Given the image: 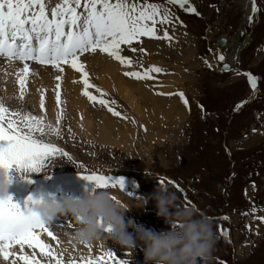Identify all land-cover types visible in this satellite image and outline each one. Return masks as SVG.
<instances>
[{
  "label": "rangeland",
  "instance_id": "374dc122",
  "mask_svg": "<svg viewBox=\"0 0 264 264\" xmlns=\"http://www.w3.org/2000/svg\"><path fill=\"white\" fill-rule=\"evenodd\" d=\"M257 1L259 11L253 14L251 1L244 7L238 0H190L200 13L190 15L178 5L167 4L166 0H149L169 9L178 20L171 25H157V35L162 36L163 29H167L169 36L173 37L171 41L141 37L133 47L142 48L143 52H133L128 46H121L124 49L122 54L135 62L137 72L143 73L151 66L164 70L151 73L153 79L149 80H132V77L125 76L126 71H132L131 66L118 72L125 79V85L134 91L143 117L118 94L104 88H95L94 91V87L101 86L98 77L89 72V66L85 71L89 82L94 80L93 95L107 100L110 107L121 113L120 117L113 116L107 107L96 101L86 102L84 111L76 103L71 105L72 100H77L74 93L80 81L76 73L57 81V74L51 72L52 91L45 94L39 77L47 73L38 70V89L34 85L26 86L21 100L20 86L6 80V73L0 72V101L10 110L43 116L45 123L59 128L61 136L50 135L47 142L67 152L74 161L54 157L46 162L44 171L31 174L17 170L13 165L9 177L19 184L12 181L11 184L27 186L21 191L20 199L13 202L22 205L21 200L27 201L29 196L35 198L37 193L50 196L43 190L54 192L55 200L67 196L82 198L85 192L92 194L95 185L81 179L80 175L95 171L111 176L112 180L122 179L124 191L132 193L130 197L119 188L106 189L124 206L132 208L125 213V223H132V228L128 229L130 234L135 235L139 230L167 233L173 231V227L157 217L154 201L149 200L143 209L136 208L139 198L153 193L163 178L166 187L180 197L177 204L181 209L184 207L183 196L176 186L191 196L198 210L194 212L197 217L213 218L210 222L217 243L207 264H219V261L225 264H264V222L254 218L264 210V110H261L264 107V0ZM250 16L253 17L251 23ZM220 39L226 40L224 46L218 45ZM217 52L223 53L230 62L236 61L233 71L222 74L218 71ZM202 58H206L212 67H206ZM235 72H250L261 79L255 100L247 78ZM103 76L106 75L99 78ZM168 80L175 86H171ZM158 82H162L163 87H159ZM57 83L60 84L59 107L56 103ZM166 87H170L171 97L161 95L160 88ZM14 88L19 90L13 91ZM4 89H10L7 98L3 97ZM180 92L189 102L187 107L177 95ZM41 95L45 97L43 110L40 108ZM243 100L249 101L246 108L233 113ZM53 107L58 108L53 111ZM58 113L62 116L59 123ZM231 115L233 119H230ZM258 120L259 125L252 127ZM119 131H124V135ZM105 132L111 133L118 143H102ZM242 133L248 136L241 139ZM223 147L230 150V156ZM231 170L239 176L232 183L226 179ZM24 175H30L32 182L23 179ZM65 181L69 182L58 187ZM247 181H254L255 189ZM67 184L71 190L63 193L61 189ZM9 194L13 193L9 191ZM252 208L256 209L255 213ZM229 215L231 222L223 219ZM68 221H71L69 226L61 227ZM75 227L76 222L71 217L57 216L49 227L56 239L46 233L41 236L57 258H62L63 264L70 261L84 264L81 258L103 256L107 251L113 252L119 260H128L129 264H144L142 246L137 245L134 251H124L105 240L81 244L72 238ZM221 228L228 230L227 237L221 236ZM25 250L28 252L27 247ZM32 253L40 264H55L51 257L42 256L39 249H33Z\"/></svg>",
  "mask_w": 264,
  "mask_h": 264
},
{
  "label": "snow or ice",
  "instance_id": "6c2138e0",
  "mask_svg": "<svg viewBox=\"0 0 264 264\" xmlns=\"http://www.w3.org/2000/svg\"><path fill=\"white\" fill-rule=\"evenodd\" d=\"M166 2L169 5H178L185 12L200 15L191 5L190 0H166ZM251 3L253 14L258 13L256 0H251ZM174 20L178 18L169 9L157 3H151L149 0H0V58L6 59L10 64L14 61L22 63L23 67L17 73L21 100L24 98L30 74L28 61L41 65L50 64L58 72H63L62 65L67 64L82 73L84 85L82 95L89 101H96L107 107L113 116L120 117L121 113L110 107L107 100L98 98L88 91L94 85L90 84L85 65L80 58L86 53L94 54L99 50L119 61L121 65L131 66L133 61L121 54L124 51L121 46L126 45L133 52H143L142 48L133 47V43L140 42L141 37L171 41L173 37L169 36L167 29H163L162 36L157 35V25H171ZM252 20L253 17L250 16L249 23ZM243 34L242 32L241 35ZM224 43L226 42L221 41L222 45ZM209 51L212 50L209 49ZM215 56L222 72L233 71L225 62L223 53L217 52ZM202 59L206 67H212L206 58ZM163 71L160 67L151 66L143 73L130 71L125 72L124 75L137 80H149L153 79L151 73ZM234 74L244 75L247 78L255 98L260 91L261 79L250 72ZM55 79L60 81L62 77L57 75ZM56 89V103L59 107L61 104L59 83ZM96 91L100 92V89ZM103 95L101 93V96ZM177 95L187 107L189 102L184 93L180 92ZM112 103L114 104L115 101ZM44 107L45 102L41 95L40 108L43 110ZM242 107L243 104L237 105L235 110L238 111ZM60 119L62 116L58 113L57 123ZM253 131L256 130L253 128ZM50 135L60 137L61 133L59 128H53L51 124L45 123V117L27 111L10 110L3 101H0V168L10 171L15 165L17 170L31 174L44 171L46 162L54 157L73 161L67 152L47 142ZM80 178L94 183L93 193L98 189L119 188L132 197V193L124 191L122 179L112 180L111 176L95 171L80 175ZM26 180L29 183L32 182L30 178ZM159 184L166 187L163 178ZM176 187L183 196L182 210L197 212L195 205L187 199L184 190ZM33 203V197L29 196L22 210L10 196L0 199V259L8 262L10 257L17 255L13 250L18 246L20 253H24L26 247L39 249L42 256L51 257L55 264H63L62 258L58 259L51 246L41 239L42 233H47L53 239L56 237L47 222L29 212ZM261 211L262 214L254 218L264 222V210ZM252 212L255 213L256 209L252 208ZM244 214L246 213H242ZM205 218L209 221L213 219ZM223 219L229 218L225 216ZM70 223L71 221H68L61 227H67ZM174 229L175 226H173ZM220 231L222 237H227V229L221 228ZM17 258L23 261V264H40V261L35 259V255L29 257L21 254ZM81 260L84 264H129L128 260L117 259L111 251L105 252L103 256H92L86 260L81 258ZM11 264H16V259H13ZM69 264H75V262L70 261ZM219 264H225V262L219 261Z\"/></svg>",
  "mask_w": 264,
  "mask_h": 264
},
{
  "label": "clouds",
  "instance_id": "9594fccd",
  "mask_svg": "<svg viewBox=\"0 0 264 264\" xmlns=\"http://www.w3.org/2000/svg\"><path fill=\"white\" fill-rule=\"evenodd\" d=\"M10 184L9 171L0 168V199L8 196ZM113 197L111 192L98 189L92 194L85 192L83 198L67 196L59 202H50L37 193L29 212L47 223L57 216L71 217L76 222L72 238L81 244L105 240L124 251H134L140 245L144 251V264H207L217 243L213 225L191 210H182L175 192L158 186L148 197H140L136 207L143 209L149 200L154 201L157 217L175 226L167 233L139 230L135 235L130 234L128 229L132 228V223H125V213L132 208Z\"/></svg>",
  "mask_w": 264,
  "mask_h": 264
},
{
  "label": "bare ground",
  "instance_id": "6f19581e",
  "mask_svg": "<svg viewBox=\"0 0 264 264\" xmlns=\"http://www.w3.org/2000/svg\"><path fill=\"white\" fill-rule=\"evenodd\" d=\"M249 1H251V0H238L239 4H241L244 7H246V5H247V3H249ZM126 58L129 59L128 57H126ZM80 60H81V62L84 63L85 69H86V67L89 66L88 67V69H90L89 72H92L93 76H97L98 77V80L100 82V86L101 87H94V91H95V88H104L107 91L114 92V93L118 94L121 98H123L131 106L130 107L131 109L133 108V110H135L138 114H141V117H143L144 114H143L142 111H140V108H139V106L137 104V100H136L134 91L131 89L130 86L128 87V86L125 85V82H126V81L124 82L125 79L122 78L121 77L122 75H120L118 73V72H122V71L127 70L128 68H130V66L121 65L119 61H117V60L109 57L107 55V53H101V52H99V50H97V52L94 53V54L93 53H86V54H84L80 58ZM28 64H29V68H30V74L28 76L26 86H32V85H34L36 87V89H38V70H41L42 72L47 73L44 76L39 77V84H41L42 90H43V92L45 94H48L49 92L52 91V84L50 83V80H51L50 73L51 72L52 73H56L57 75H60L61 77H63V76H72L74 73H76L75 75H78L77 77L80 76V78H79L80 79L79 84L76 85V90H75L76 93H74V94H76V97L75 98H77V100H76L77 102L75 100H72L71 101V105H73L74 103H76L75 105L78 106V108H80V109L82 108V111H84V107L86 106V104H88L86 102H89V99L87 97H85L84 95H82V92L84 91V85H83V82H82V73L77 72L75 69H73L70 65H67V64L66 65H62L63 72H58L50 64H48V65H41V64H38V63L37 64H35V63H28ZM41 66H43V67H41ZM22 67H23V65L19 61H14V62H12L10 64L6 59L0 58V72L6 73V77H5L6 80H8V81H10L12 83H16V84L19 85L18 80H17V73H18L19 70L22 69ZM131 68H133V63L131 65ZM101 75H106V76L105 77L103 76L102 78H99ZM88 79L90 80V78H88ZM91 80H93V79H91ZM75 81H77V80H75ZM75 81L73 80V82H75ZM93 81H92V83L90 82V84L94 85V82ZM168 83L171 86H175V83L170 82L169 80H168ZM128 84H131V83L128 82ZM158 84H159V87H163L162 82H158ZM168 88H170V87H166V89L165 88H163V89L160 88V91L161 92H164V93H167L169 91ZM139 89L141 90V87ZM18 90H19V88H14L13 89V91H18ZM88 91L93 95V92L94 91H92V88L88 89ZM2 94H3V97L4 98H7V96L10 94V89H4L2 91ZM176 102H178V101H176ZM56 108H58V107H53V111H56L57 110ZM87 126L89 128L91 126L90 123L88 122V120H87ZM120 134L123 136L124 135V131L120 132ZM102 141H103L102 143H104V144H111V143L114 142V145H115L116 143H118V141L116 142V140L114 139V136H112L111 133L108 134V132L105 134V136L102 137ZM28 185H31V184H28ZM25 187H27V186L17 187V186H15L13 184H10L9 189H8V196H10L13 200L18 201L20 199V193H21V191ZM32 188H31L30 191H32ZM61 190H62L63 193L70 192L71 187H70V185L67 184ZM9 191L12 192L14 195L13 194H9ZM42 192H45L47 194H50V196L49 195L47 196V198L49 199L50 202H52V201L59 202L63 198H65V197H60V198H57L55 200V197H53V195H54L53 193L54 192L49 193V192H46L44 190ZM66 195H68V194H66ZM50 198H51V200H50ZM20 202H21L22 205L25 204V200H21ZM55 219H57V217L54 218L53 221ZM52 222L51 223H48V227H51L52 226ZM43 234L44 233H42L41 236ZM44 238H46V237H44ZM32 250L33 249H28V252L25 250L24 253H20L19 252V248L17 246V248L13 250V251L16 252L17 255L14 256V257H10L8 262H5L2 259H0V261L2 262L1 264H11V261L13 259H16V264H20L23 261L19 260L17 257L19 255H21V254L27 255V256L30 257V256L34 255L32 253Z\"/></svg>",
  "mask_w": 264,
  "mask_h": 264
},
{
  "label": "water",
  "instance_id": "95a60500",
  "mask_svg": "<svg viewBox=\"0 0 264 264\" xmlns=\"http://www.w3.org/2000/svg\"><path fill=\"white\" fill-rule=\"evenodd\" d=\"M221 41H224V42H225V40H224V39H221V40L218 42V44H219L220 46H223L225 43L222 45V44H221ZM226 63H227V62H226ZM227 64L231 67V69H232L233 66H234L233 64H230V63H227ZM218 68H219V70H220V67H218Z\"/></svg>",
  "mask_w": 264,
  "mask_h": 264
},
{
  "label": "trees",
  "instance_id": "16d2710c",
  "mask_svg": "<svg viewBox=\"0 0 264 264\" xmlns=\"http://www.w3.org/2000/svg\"><path fill=\"white\" fill-rule=\"evenodd\" d=\"M245 108H246V107H245ZM245 108H244V109H245ZM263 108H264V107H263ZM263 108H262V109H263ZM262 109H261V110H262ZM239 114H240V113H239ZM233 118H234V117H232L231 119H233ZM254 126H257V121H256V123L253 124L252 127H254ZM249 129L251 130V128H249Z\"/></svg>",
  "mask_w": 264,
  "mask_h": 264
},
{
  "label": "crops",
  "instance_id": "0c3cea01",
  "mask_svg": "<svg viewBox=\"0 0 264 264\" xmlns=\"http://www.w3.org/2000/svg\"><path fill=\"white\" fill-rule=\"evenodd\" d=\"M130 59V58H129ZM130 60H132V59H130ZM168 96H170L171 97V95H166V97H168ZM144 130V129H143Z\"/></svg>",
  "mask_w": 264,
  "mask_h": 264
}]
</instances>
